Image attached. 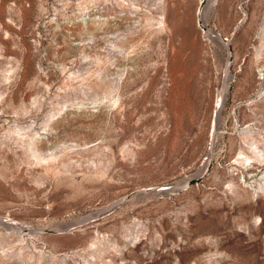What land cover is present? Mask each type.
<instances>
[{
	"label": "rangeland",
	"instance_id": "1",
	"mask_svg": "<svg viewBox=\"0 0 264 264\" xmlns=\"http://www.w3.org/2000/svg\"><path fill=\"white\" fill-rule=\"evenodd\" d=\"M200 1L0 0V264H264V0Z\"/></svg>",
	"mask_w": 264,
	"mask_h": 264
},
{
	"label": "bare ground",
	"instance_id": "2",
	"mask_svg": "<svg viewBox=\"0 0 264 264\" xmlns=\"http://www.w3.org/2000/svg\"><path fill=\"white\" fill-rule=\"evenodd\" d=\"M202 2H203V0H201L200 1V5H199V12H198V14L200 13V17L201 18H203V17H205L206 15H207V12L208 11H210V10H205V6H206V4L207 3H203L202 4ZM207 2H208V0H207ZM216 2V0H214L213 1V3H215ZM212 3V4H213ZM212 6V5H211ZM210 7V6H209ZM205 10V11H204ZM200 25L201 26H205L204 24H201L200 23ZM204 32H206L207 34H212V31L208 28V29H204ZM221 36V35H220ZM225 39H227V40H225ZM221 40H223L224 41V43H226V45L227 46H229L230 45V39L228 38V37H226V36H222V39ZM227 71H228V69H227ZM226 85V84H225ZM227 85L225 86V89H224V92L227 90ZM226 93V92H225ZM223 100V98L220 100V101H222ZM221 106V102H218V104H217V109H216V112H215V125H216V120L218 119V117H219V114H220V110H219V107ZM216 129V128H215ZM212 136H213V140H214V133L212 134ZM205 170V169H204ZM160 189H165V188H163V187H161ZM21 230H31V228L29 227V226H26V225H21L20 227H19ZM32 231V230H31Z\"/></svg>",
	"mask_w": 264,
	"mask_h": 264
},
{
	"label": "water",
	"instance_id": "3",
	"mask_svg": "<svg viewBox=\"0 0 264 264\" xmlns=\"http://www.w3.org/2000/svg\"><path fill=\"white\" fill-rule=\"evenodd\" d=\"M203 3H204V4L207 3V0H203L202 4H203ZM225 40H227V39H225ZM192 182H193V180L189 181V182H188V185H190ZM132 195H133V194H129V195H127V196L125 197V200L129 199Z\"/></svg>",
	"mask_w": 264,
	"mask_h": 264
}]
</instances>
